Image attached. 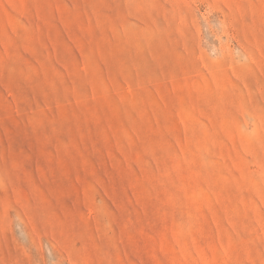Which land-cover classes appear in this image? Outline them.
<instances>
[{
    "label": "rangeland",
    "instance_id": "obj_1",
    "mask_svg": "<svg viewBox=\"0 0 264 264\" xmlns=\"http://www.w3.org/2000/svg\"><path fill=\"white\" fill-rule=\"evenodd\" d=\"M0 264H264V0H0Z\"/></svg>",
    "mask_w": 264,
    "mask_h": 264
}]
</instances>
